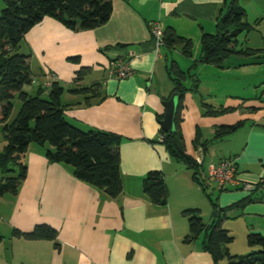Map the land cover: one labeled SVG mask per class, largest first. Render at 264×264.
<instances>
[{
	"label": "crops",
	"instance_id": "obj_1",
	"mask_svg": "<svg viewBox=\"0 0 264 264\" xmlns=\"http://www.w3.org/2000/svg\"><path fill=\"white\" fill-rule=\"evenodd\" d=\"M224 1L112 0L110 17L94 29L72 31L45 16L25 33L20 51L30 54V70L41 75L33 78L38 85L35 92L52 81L66 83L64 115L70 124L121 137L122 192L109 197L76 179L70 166L49 162L45 147L31 143L22 157L26 175L16 194L0 196L9 204L1 216L0 264H214L204 248V233L184 240L189 227L182 211L196 208L201 213L206 194L193 181L192 171L172 159L158 141V119L165 110L162 101L174 88L168 74L170 61L199 80V93L184 95L181 132L186 152L200 164V178L218 192L221 208L254 198L244 207H231L221 222L233 237L227 245L231 254L252 250L246 242L248 234L264 235V186L252 193L242 183L254 186L264 181V0H238L251 24L239 35L238 49L249 51L230 54L217 67L198 60L200 38L202 33L215 32L216 21L226 10ZM153 22L191 39L192 55H184L179 47L157 45L150 32ZM73 56L79 62L68 60ZM117 59L128 61L131 75L108 76V67ZM81 67L90 68L82 85L99 84L100 100L92 98L85 104L84 93L69 90ZM189 82V78L184 81ZM200 96L213 108L233 110L204 116ZM237 121L243 124L236 131L219 141L212 139L218 125ZM196 132L200 143L209 141L205 150L201 144L193 146ZM215 142L220 145H212ZM222 159L234 162L238 183L220 190L207 169ZM151 170L163 174L168 192L163 205L152 203L142 191L141 181ZM210 207L207 221L200 216L207 224L212 219ZM38 224L54 228L56 239L12 235L13 229L28 232Z\"/></svg>",
	"mask_w": 264,
	"mask_h": 264
},
{
	"label": "trees",
	"instance_id": "obj_2",
	"mask_svg": "<svg viewBox=\"0 0 264 264\" xmlns=\"http://www.w3.org/2000/svg\"><path fill=\"white\" fill-rule=\"evenodd\" d=\"M224 2L226 10L218 17L215 32L202 33L200 38L198 60L217 67L222 66L230 54H247L249 51L238 49L239 35L251 28V24L244 19V9L238 4V0ZM3 4L0 9V123L3 124L5 144L0 151V196L6 193L16 194L26 175L22 157L28 146L34 143L45 147V157L49 162L70 166L76 179L102 189L111 198L117 197L122 192L119 152L121 137L116 133L97 129L84 131L70 124L64 115L66 104L61 101L65 89L58 81H52L46 87L40 86L34 95L26 92L23 88L32 83L34 75L29 67L30 54L20 52L25 33L45 16L54 18L72 31L94 29L110 17L112 0H3ZM163 44L167 47H179L186 56L192 55L191 39L178 35L172 27L164 30ZM68 60L77 63L79 57H69ZM89 72V67H81L76 71L69 87L71 92L86 95L85 104L92 98H103L99 84L82 85ZM168 74L174 83L173 93L176 92L179 99L174 117L175 131L165 133L160 128L161 142L172 159L183 163L192 171L193 181L206 194L212 206V219L208 224L200 217L199 209L182 211L189 227L184 240L191 241L204 233V248L212 255L214 264H264V235L259 233L248 234L246 242L252 249L248 254L236 255L228 251L227 245L232 242L233 237L221 225L225 213L231 207H244L254 198L248 196L231 207L221 208L217 199L206 193V185L200 178V164L186 152L181 132L184 95L187 92L198 94L199 80L190 71L182 72L173 61L168 66ZM187 78L190 79L189 84L184 83ZM44 93L46 98L42 97ZM15 96L21 102L20 109L8 123ZM200 104L204 116H217L233 110L213 108L201 96ZM242 124L243 121H237L218 125L212 139L219 141ZM192 144L194 147L201 144L205 150L209 141L200 143L199 132H196ZM141 186L152 203L165 204L168 192L160 170L147 172ZM262 186L264 181L257 182L251 192ZM12 235L29 240H55L57 232L47 224H38L28 232L13 229Z\"/></svg>",
	"mask_w": 264,
	"mask_h": 264
},
{
	"label": "built area",
	"instance_id": "obj_3",
	"mask_svg": "<svg viewBox=\"0 0 264 264\" xmlns=\"http://www.w3.org/2000/svg\"><path fill=\"white\" fill-rule=\"evenodd\" d=\"M150 32L153 36L154 41L157 45L163 44V28L160 23L153 22L150 25ZM129 55L132 56L133 53L129 52ZM108 76L115 77L118 79L126 78L131 75L132 70L129 66L127 60L117 59L114 60L108 67ZM45 86H49V83H46ZM158 141H162V135L158 137ZM208 176L216 184L218 188H223L231 182L238 183L236 179V166L231 159H222L218 162L210 163L208 165ZM242 186L245 189H253V185L249 183H242Z\"/></svg>",
	"mask_w": 264,
	"mask_h": 264
},
{
	"label": "rangeland",
	"instance_id": "obj_4",
	"mask_svg": "<svg viewBox=\"0 0 264 264\" xmlns=\"http://www.w3.org/2000/svg\"><path fill=\"white\" fill-rule=\"evenodd\" d=\"M3 0H0V9L3 7ZM24 49H22L20 52H25V50L23 51ZM33 75L36 77V78H41V75L40 72H37L36 69H31ZM39 75V76H37ZM60 85L62 87H64V89L66 90V83L64 82H60ZM37 84H30V85H25L24 86V90L26 92H29L30 95H34L35 94V89L37 88ZM43 98H46V95L45 93L42 95ZM61 100L63 103L66 102V91L62 94L61 96ZM12 104H13V108H12V112L10 114V117L9 119L7 120V122H11L13 120V118L16 116V114L18 113L19 109H20V105H21V102L19 100V98L17 96H15L13 99H12ZM5 144V141L3 139V124L0 123V151L2 150V145L4 146ZM212 145H220V142H215L214 144ZM211 145V146H212ZM47 147V146H46ZM214 148L217 149V146H212ZM221 146H218V148H220ZM209 154H206V157L208 158ZM205 167H206V162L204 163L203 165V168L205 170ZM1 176H2V173L0 172V179H1ZM201 180L203 181L202 177H201ZM212 186L209 185L208 187H206V192L211 194V198H216V195L218 194L217 191H213ZM5 195H7L6 197H10L8 193H6ZM205 198H202V201H203V207L204 209H202L201 213H200V216L203 218V220L207 221V218L210 216V212H211V207H210V201H209V198L205 195L204 196ZM9 204H8V201L7 200H4L3 198L0 197V234H3V228H4V225H3V221H2V218L1 217L3 215V212L5 210H7Z\"/></svg>",
	"mask_w": 264,
	"mask_h": 264
},
{
	"label": "water",
	"instance_id": "obj_5",
	"mask_svg": "<svg viewBox=\"0 0 264 264\" xmlns=\"http://www.w3.org/2000/svg\"><path fill=\"white\" fill-rule=\"evenodd\" d=\"M178 99V94L174 92L167 100L162 101L165 110L159 124L165 133H172L175 131L174 117L178 106Z\"/></svg>",
	"mask_w": 264,
	"mask_h": 264
}]
</instances>
